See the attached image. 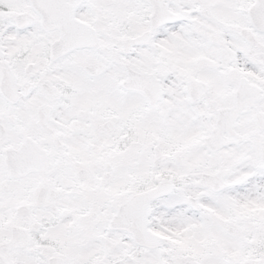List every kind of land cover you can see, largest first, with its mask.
<instances>
[{
    "label": "snow or ice",
    "instance_id": "6c2138e0",
    "mask_svg": "<svg viewBox=\"0 0 264 264\" xmlns=\"http://www.w3.org/2000/svg\"><path fill=\"white\" fill-rule=\"evenodd\" d=\"M0 264H264V0H0Z\"/></svg>",
    "mask_w": 264,
    "mask_h": 264
}]
</instances>
